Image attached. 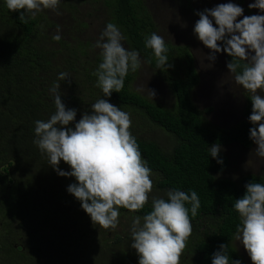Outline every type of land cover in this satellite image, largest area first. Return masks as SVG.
<instances>
[{
    "label": "trees",
    "instance_id": "trees-1",
    "mask_svg": "<svg viewBox=\"0 0 264 264\" xmlns=\"http://www.w3.org/2000/svg\"><path fill=\"white\" fill-rule=\"evenodd\" d=\"M87 5L97 18L105 12L106 25L119 27L124 47L138 51L167 86L174 99L170 105L135 90L140 69L128 72L119 93L104 97L93 74L102 60L96 41H90L96 40L91 36L94 23L79 18ZM20 14L0 0V264H138L139 256L131 247V224L124 221L147 214L152 197L167 199L170 190L195 191L200 200L197 215L192 217L189 211L192 233L180 264H212L222 244H228L230 264L231 260L248 264L234 244L240 224L234 203L245 194L246 184L264 183V177L224 176L231 168L224 149L233 144L251 146L253 125L246 119L221 128L207 119L212 110L198 108L193 98L200 76L190 48L165 41L172 66L156 68L154 52L145 40L152 33L160 35V27L145 0H60L57 9H44L35 18L26 17L27 22L19 20ZM56 19H64L65 28L71 29L66 36L60 31L59 41L53 39L57 28L61 30ZM226 58L231 62L227 54ZM61 72L68 73L66 81L58 79ZM54 83L61 84L66 107L77 110L69 127L74 128L84 113L90 114L98 99L130 114V132L151 170L153 189L141 211L118 209L115 229L92 223L67 191L75 179L59 176L33 143L35 121H46L55 112L50 91ZM245 108L247 118L252 112L248 97ZM214 144L221 146L218 159L223 163L211 157L209 148ZM59 168L71 170L63 161Z\"/></svg>",
    "mask_w": 264,
    "mask_h": 264
},
{
    "label": "clouds",
    "instance_id": "clouds-1",
    "mask_svg": "<svg viewBox=\"0 0 264 264\" xmlns=\"http://www.w3.org/2000/svg\"><path fill=\"white\" fill-rule=\"evenodd\" d=\"M59 2L6 0V6L12 12H20L19 20L27 22L26 17L35 18L44 9H57ZM249 8L264 13V0H255ZM243 12L234 3H222L198 12L194 34L213 53L207 59L214 61L215 53L221 52L232 58L227 63L229 72L235 74L238 85L252 93L250 139L256 145V154L264 157V97L257 94L264 89V15L244 16L238 21ZM59 33L58 27L54 40L61 39ZM123 39L119 27L110 22L94 45L101 50L102 60L93 74L104 97L119 93L128 72H136L141 67L140 53L126 49ZM145 46L153 50L157 69L172 66L163 37L152 33L146 38ZM250 52L254 55H249ZM58 79L66 81L68 73L61 72ZM60 86L54 83L50 89L55 112L46 121H35L33 143L47 155L50 166L59 176L75 179L76 183L70 184L67 191L81 203L92 223L103 229H115L119 223L118 209L141 211L153 189L151 170L142 160L137 140L130 132V114L105 99H98L91 106L90 114L84 113L74 128L69 127L76 120L77 110L67 108L62 102ZM147 91L152 98L156 95L154 90ZM209 150L213 159L223 163L218 159L219 144ZM61 161L71 170H61ZM245 187L243 197L234 203L240 217L235 239L243 245L252 264H264V183L252 181ZM166 197H152L151 210L133 218L131 247L139 256L138 264H180L192 233L189 211L195 217L200 200L195 191L170 190ZM227 248L228 244L220 246L213 254L212 264H230ZM231 264H241V261L231 260Z\"/></svg>",
    "mask_w": 264,
    "mask_h": 264
},
{
    "label": "rangeland",
    "instance_id": "rangeland-1",
    "mask_svg": "<svg viewBox=\"0 0 264 264\" xmlns=\"http://www.w3.org/2000/svg\"><path fill=\"white\" fill-rule=\"evenodd\" d=\"M145 1L154 16L157 25L160 27L158 31L160 36L163 37L165 41L169 40L177 46H188L194 55L197 68L202 79L199 87L193 95L195 104L202 110H207L209 108L212 110V112L206 115V117L213 125L221 128H229L235 125L241 118V115H239V104H237L236 100L232 99L229 94L234 77L228 71L226 54L224 52L215 53L216 59L214 61L207 59V57L213 53H211V50L206 48L194 34V27L199 19V16L196 13L202 12L205 9L214 8L218 4L234 3L244 9L243 15L238 17L239 21L240 19H243L244 16H251L246 14V7L249 6L251 1L255 2V0ZM82 12L84 16L79 17L80 20H86L88 18L87 20L89 23H94V32L91 36L96 40L90 41H97L105 29V12H101L102 14L99 13V18H97V16L95 17L96 11L89 5L85 6L82 9ZM255 12L257 15H264V13L260 12L258 9H256ZM88 13H92L93 17H89ZM50 17L52 19L54 18L53 12H51ZM56 20L60 22L61 34L66 36L65 33L71 31V29L65 28V23L62 21L64 19ZM213 24L215 26L214 21ZM91 27L92 24L90 25V28ZM91 30L93 31L92 28ZM82 39L87 40V38ZM221 47H223L222 42ZM249 55H254V53L250 52ZM141 62L139 76L134 84L135 90L156 102L164 105H170L174 99L165 83L161 80V78L156 76L154 70H152L142 59ZM147 89L154 90L156 95L152 98ZM258 91H263V89ZM224 151L228 153L231 158V168L224 176L228 178L232 177L231 179L238 180L241 176L253 173L251 171H256L251 170V167H257L259 163L253 159L254 157L250 152H245V150H242L237 146H230L224 149ZM124 223L132 225L130 220H125ZM234 244L243 256L244 260L247 263L252 264V261L243 245L237 240Z\"/></svg>",
    "mask_w": 264,
    "mask_h": 264
},
{
    "label": "flooded vegetation",
    "instance_id": "flooded-vegetation-1",
    "mask_svg": "<svg viewBox=\"0 0 264 264\" xmlns=\"http://www.w3.org/2000/svg\"><path fill=\"white\" fill-rule=\"evenodd\" d=\"M250 3V2H249ZM251 3H254L253 1H251ZM249 8V6H247L246 7V9H248ZM250 9V8H249ZM256 9H250V12H247L246 11V14L247 15H257L256 14ZM197 65V64H196ZM197 70H198V68H197ZM229 71V70H228ZM198 74H199V71H198ZM232 75H233V82H232V84H231V86H232V88H231V91H229V94H230V96H231V98L232 99H234V100H236V102H237V104H239V109H240V114L239 115H241V118L236 122V124H238L239 122H241V121H244V120H246V119H249V117H247L246 118V116H245V112H246V104H247V97H248V99H250L251 98V95H252V93H250V92H248V91H246V90H244L243 88H242V86H240V85H238L236 82H235V74H233V73H231ZM199 76H200V74H199ZM201 77H200V83H201ZM200 85V84H199ZM199 85H198V87H199ZM197 87V88H198ZM196 88V89H197ZM196 91V90H195ZM257 94H259V95H261L262 97H264V89H263V91H258V93ZM238 116V115H237ZM236 116V117H237ZM235 124V125H236ZM234 126V125H233ZM230 146H237V147H239V148H241L242 150H245V152H250L251 154H252V156L254 157L253 159H255V161L257 162V163H259L258 164V166L257 167H251V170H256V171H251V172H253L254 174H256V175H258V176H260V177H264V157H259L257 154H256V152H255V149H256V145L254 144V143H252V145L251 146H249V147H244V146H241V145H230ZM229 146V147H230ZM228 148V147H227ZM232 156V155H231ZM252 159V158H251ZM259 173V174H258ZM249 264V263H248Z\"/></svg>",
    "mask_w": 264,
    "mask_h": 264
}]
</instances>
